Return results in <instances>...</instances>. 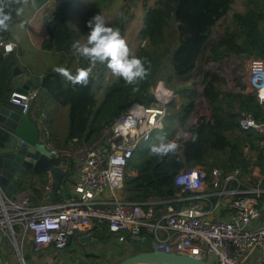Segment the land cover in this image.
<instances>
[{
  "label": "trees",
  "instance_id": "trees-1",
  "mask_svg": "<svg viewBox=\"0 0 264 264\" xmlns=\"http://www.w3.org/2000/svg\"><path fill=\"white\" fill-rule=\"evenodd\" d=\"M50 1L53 0H37L44 21L41 47L48 51L73 53L70 58L76 59L74 74L78 67H87L88 61L75 54L71 47L73 32L69 16L73 0H55L52 6ZM138 1L123 0L106 25L122 34L125 18ZM233 3L234 0H156L146 14L145 37L154 43L162 42L172 22L178 41L164 44L161 52L157 48L139 49L136 57L146 59V67L150 64V74L138 85H127L121 78L104 83L106 63L96 65L92 73L95 79L91 75L87 86H73L53 70L43 73L38 85L39 97L44 96L43 100L52 98L68 107L66 137L69 139L78 136L92 140L130 103L149 104L153 99L149 89L158 81H163L166 87L178 94L179 107L175 109V103L169 105L172 113L166 115L162 129L165 123L177 117L181 130L187 129L190 137L182 141L179 138L165 140L176 141L179 148L174 154L164 157L150 154V150L143 153L136 150L125 166L120 191L125 201L144 206L155 201L158 205L174 208L187 204L188 201L176 200L180 187L174 183L175 174L185 164L201 166L208 178L212 169L219 170L224 177L240 168L252 180L262 178L264 188V136L259 137L252 128L244 129L239 124L242 112L249 113L254 121L264 123V111L256 92L246 91L240 79L236 81L234 90H226V78L220 68L208 67L210 62L230 55L244 60H264V0H244L242 10H232ZM16 7L20 5H12L11 22L17 17ZM9 39L8 31L0 32V40ZM17 63L16 54L4 53L0 46V106L8 103V97L17 85V76L12 74V67ZM136 87L138 91H133ZM95 91L103 94L99 106ZM198 96L208 101L210 118L199 116L188 125ZM175 131L173 129L172 132ZM52 163L59 165V160L52 159ZM64 166L63 178H69L73 167L68 163ZM27 188L32 189L34 196L41 197L40 190L33 183L19 186L20 191ZM53 195L55 200L62 199L59 190L54 188ZM91 231L99 242L111 234L104 224L94 225ZM140 236L148 239L146 235ZM128 254L129 248L116 252L119 257L112 264Z\"/></svg>",
  "mask_w": 264,
  "mask_h": 264
},
{
  "label": "built area",
  "instance_id": "built-area-1",
  "mask_svg": "<svg viewBox=\"0 0 264 264\" xmlns=\"http://www.w3.org/2000/svg\"><path fill=\"white\" fill-rule=\"evenodd\" d=\"M4 53L15 51L11 41L0 40ZM245 89L255 91L264 85V60H244ZM149 104L132 102L99 135L86 140L72 136L68 143L49 150L51 159L73 167L70 200H54L52 184L43 187L41 205H33L28 194L8 198L0 195V236L9 241L22 264V249L27 238L36 250L67 249L76 235H90L94 226L104 224L119 241L126 235H146L154 248L204 259L208 264H247L257 251L258 264H264V223L260 219V198L264 192L262 178L252 180L242 169L235 168L224 177L212 169L210 178L199 165L185 164L175 175L180 187L177 201H188L179 207L146 206L125 201L120 196L125 166L140 142L151 138L155 129L163 127L169 105L178 94L158 81L149 89ZM36 91H11L8 102L25 112L36 97ZM261 104V103H260ZM264 111V104H261ZM242 128H252L264 136V123L242 112ZM214 197V198H213ZM226 211V214L223 212ZM164 230L165 235L159 233ZM0 264H11L0 253Z\"/></svg>",
  "mask_w": 264,
  "mask_h": 264
},
{
  "label": "rangeland",
  "instance_id": "rangeland-1",
  "mask_svg": "<svg viewBox=\"0 0 264 264\" xmlns=\"http://www.w3.org/2000/svg\"><path fill=\"white\" fill-rule=\"evenodd\" d=\"M155 1L139 0L134 7L130 8L131 13L125 18L121 36L127 41L129 48L135 56L141 48H157L161 52L164 50V44L178 41V35L173 30L172 22H170L171 24L162 42L154 43L150 38L145 37L143 31L145 28L146 14L154 6ZM50 2L52 6L55 0ZM122 2L123 0H73L69 16V25L73 32L72 44L76 41H80L83 44L86 41V36L90 32V28L88 27L89 20L95 15L101 14L104 16L106 22L112 14L118 11ZM243 7L244 0H234L232 10H242ZM232 10L230 13H232ZM41 13L42 11H40L37 5V0H35L34 6L32 0H29L28 5L24 6L23 15L15 17L11 22L8 30L9 40L14 42L17 50L19 49L18 54L14 51L17 59L21 58L24 64H26L25 62H30L29 68L31 71L35 68V73L52 71L57 66H62L70 70L71 67H67L66 65L69 59L72 60L71 66L74 65L75 58H70L73 53L68 54L64 51L57 50L46 51L41 47V38L44 33V21L40 16ZM163 60H165V55H163ZM244 65V59H238L230 55L222 57L217 62H210L208 67L214 70L220 68L221 73L226 78L225 89L234 90L235 83L238 79L246 85ZM103 71L104 83L107 84L116 79L107 68V65L104 66ZM92 76L95 77V74ZM95 92L97 106H99L103 94H98L99 92L97 93V91ZM50 99L51 102L47 106V130L49 129L52 135L57 133L61 137L63 133L68 131L66 127L68 124V107L60 105L52 98ZM178 107L177 100L175 102V109H178ZM171 113L172 110L169 109L167 116L171 115ZM199 116H204L206 119L210 118V107L208 101L203 96H198L195 99L194 112L188 125L194 123ZM173 129L176 131L172 132ZM189 137V131L187 129L181 130V126L177 123V117H175L168 123H165L163 129H155L148 141L140 142L137 147V152L143 153L150 150L152 145L160 142V138H164L165 140L179 138L182 141ZM107 238L110 245L104 244L103 240L84 245L74 244L65 252L55 249H48L47 252L36 250L33 248L29 238H27L22 249L23 264H112L119 257V255H116V252L126 251L128 250V246L126 243L119 241L118 233H111ZM148 239H146V242L150 243V239L149 241ZM10 258L14 264H20L19 258L14 250H12Z\"/></svg>",
  "mask_w": 264,
  "mask_h": 264
},
{
  "label": "water",
  "instance_id": "water-1",
  "mask_svg": "<svg viewBox=\"0 0 264 264\" xmlns=\"http://www.w3.org/2000/svg\"><path fill=\"white\" fill-rule=\"evenodd\" d=\"M12 74L21 76L17 79L15 91L26 93L36 88L37 76L25 75L17 65L12 67ZM19 117L20 114L9 104L0 106V195L11 197L17 181L39 173H48L54 189L63 193L67 190L61 186L64 171L52 163L45 145H30L15 135ZM124 241L129 245L130 253L114 264H208L204 259L155 249L149 239L150 243H147L140 235H126Z\"/></svg>",
  "mask_w": 264,
  "mask_h": 264
},
{
  "label": "clouds",
  "instance_id": "clouds-1",
  "mask_svg": "<svg viewBox=\"0 0 264 264\" xmlns=\"http://www.w3.org/2000/svg\"><path fill=\"white\" fill-rule=\"evenodd\" d=\"M29 0H0V32L9 30L12 20V5H20L14 9L17 16L24 13V6ZM33 6L35 0H32ZM7 9V10H6ZM90 28L86 36V43L76 41L72 44L75 54L88 61L87 67H78L73 74L69 69L57 66L53 71L62 76L71 85L87 86L96 65L105 64L113 76L121 78L127 85H138L150 74V64L146 67V59L136 57L128 46L127 41L121 36L118 29L107 26L101 14L95 15L88 21ZM138 91V87L133 88ZM258 99L264 104V85L259 87ZM179 148L176 141H165L160 138L158 144L150 147V154L164 157L174 154Z\"/></svg>",
  "mask_w": 264,
  "mask_h": 264
},
{
  "label": "crops",
  "instance_id": "crops-1",
  "mask_svg": "<svg viewBox=\"0 0 264 264\" xmlns=\"http://www.w3.org/2000/svg\"><path fill=\"white\" fill-rule=\"evenodd\" d=\"M9 41H11V40H9ZM11 42L14 43L13 41H11ZM18 50L15 48L16 54H18ZM25 63L26 64H24V61L22 62L21 58H18V63H17L18 67L22 71H24V69H28V70L24 71L25 75L37 76L39 78V80L37 82V86L34 89L37 94H36V97L33 100L32 104L30 105V107L25 112H23L19 106H15V105L11 104L10 102L7 103V104H9V106L14 108L20 114V117H19L18 122H17V128L14 131V133L17 137H19L24 142H26L27 144H30V145H36L37 146L39 144H43L46 146L48 145V146H52V147H56V148L63 147L69 141V138L66 137L67 131L65 133H63V135L61 137H59V135L57 133H55L56 135L55 134L52 135L50 133V130L49 129L47 130V124H48L47 106L50 104L51 99L47 100V98H46L45 100H43L44 96L39 97L40 91L38 89V85H39V82L41 81L43 73H35L34 72L35 68L33 69V71H31V69L29 68L30 62H25ZM71 64H72V60L69 59L67 61L66 66L67 67L70 66L71 68L70 67L69 68H70V71L72 72L73 69L75 68L76 59L74 60V65L71 66ZM46 69H47V66H46ZM20 77L21 76H19V78ZM17 79H18V76H17ZM93 79H95L94 76H93ZM17 82H18V80H17ZM66 127L68 129V124ZM71 181H72V177H71V179H69L68 177L63 178V176H62L61 186L66 187L67 190L63 191V193H61V191H59L61 193L62 199L57 200V201L62 202V201L70 200V198L73 197L72 196L73 195L72 189H71V185H70ZM30 182L33 183L35 185V187H37L40 190V192H41L40 198H38L37 196H34L31 188H27V189L21 190V191L19 190V186H21L23 184H28ZM46 184H52V186L54 188L52 179L48 173L31 174L26 180L17 181L15 188H14V193L12 196H16V195L21 194V193H26V194H28V196L30 198L31 204H33V205L44 204L47 202V200H45L43 198V187ZM54 200H55V196H54ZM259 208H260V214H261L260 219H259V223H264V195L263 194L261 195V198H260ZM223 214H226V211H224ZM91 229L88 231V233L90 235H85V236L76 235V236H74L71 245L67 249L63 250V252H65L66 250H69V248L74 244L84 245V244L91 243V242H98L99 239L97 237H95L94 235H92L93 233H92ZM159 234L161 236H164L165 235L164 230H161ZM103 241H104V244H106V245L109 244L108 238L103 239ZM122 242L125 243L124 240ZM127 246L129 247L128 244H127ZM12 250L13 249H12L9 241L7 240V238H5L4 236H0V253L5 255V257L9 259L11 264H14L12 262V259L10 258V255L12 254ZM42 251L47 252V249L42 250ZM247 264H258V253H257V251H255L254 253H252V255H250L248 257Z\"/></svg>",
  "mask_w": 264,
  "mask_h": 264
}]
</instances>
